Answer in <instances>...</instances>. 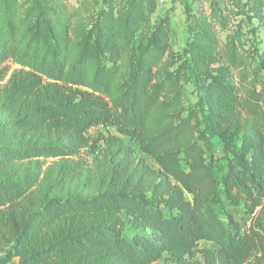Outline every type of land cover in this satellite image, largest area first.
Masks as SVG:
<instances>
[{"label":"trees","instance_id":"16d2710c","mask_svg":"<svg viewBox=\"0 0 264 264\" xmlns=\"http://www.w3.org/2000/svg\"><path fill=\"white\" fill-rule=\"evenodd\" d=\"M157 0H132L124 24L132 29L147 19ZM9 4L5 8L9 11ZM33 40L19 36L10 19L6 33H0V80L12 61L20 67L11 71L2 107L14 118L0 131V141L12 148L0 150V240L9 241L0 264L17 257V264H151L161 249L180 245L190 248L198 239L211 240L215 252L210 264H264V230L260 226L240 232L232 214L213 226L201 215L208 196L215 213L220 204L217 188L243 212L264 217V159L248 161L246 149L234 143L245 129L264 144V91L236 92L227 81L209 72L211 54L197 50L194 58L199 72L212 79V107L201 111L206 137L217 138L232 154L234 162L218 180L203 166L189 168L180 177L181 185L168 179L150 185L134 180L129 166L111 171L106 189L90 197L70 194L39 200L30 193L36 176L14 177L11 163L22 158L69 157L82 149L96 148L103 139L90 140L87 131L110 125L125 137L142 135L147 118L158 99L150 88L148 65L156 62L159 50L146 48L138 56L128 78V94L108 96L109 82L117 72L123 48L110 27L98 23L92 44L96 70L90 73L84 53L68 64L69 24L56 19L49 8L37 7ZM159 26L153 34L156 38ZM180 127L170 126L151 142L153 150L176 138ZM183 150L188 161L199 148ZM38 161V160H37ZM189 195V198L186 196ZM256 208H259L257 211ZM122 213L157 228L160 241L125 231Z\"/></svg>","mask_w":264,"mask_h":264},{"label":"rangeland","instance_id":"374dc122","mask_svg":"<svg viewBox=\"0 0 264 264\" xmlns=\"http://www.w3.org/2000/svg\"><path fill=\"white\" fill-rule=\"evenodd\" d=\"M132 0H0V33L5 34L7 22H13L19 36L32 41V30L37 22V7L54 11V18L69 24L68 64L76 62L84 53V62L90 73L96 70L92 44L98 23L110 27L123 48L117 72L112 76L108 96L128 94V78L142 51L154 46L159 50L155 63L148 65L151 74L150 88L156 90L158 99L147 118L142 135L125 137L110 125H98L87 131L90 140L114 136L110 141L97 142L96 148L82 149L67 157L22 158L11 163L14 177L24 173L36 176L30 188L32 196L43 200L49 196L64 197L70 194L90 197L106 189L111 171L126 164L134 180L138 177L150 185L168 179L181 185L180 177L189 168H211L219 180L234 162L232 154L212 136L206 137L201 111L212 107V79L199 72L194 53L205 51L214 58L209 72L215 79L227 81L236 92L248 89L264 91V0H157L148 11L147 19L135 28L127 29L124 20ZM9 4V11L5 8ZM160 32L153 39L157 27ZM6 75L0 80V131L10 125L14 116L2 107L4 88L12 70L19 68L12 61H5ZM170 126L181 128L179 135L169 143L153 150L151 142ZM234 143L246 149L248 161L264 159V144L247 128L237 134ZM199 145L198 151L186 161L183 150ZM16 146L18 143L16 142ZM0 141V150L12 148ZM38 160V161H37ZM220 204L215 213L208 201L201 207V215L211 226L226 221L232 214L240 232L257 228L264 230V217L243 212L242 205L234 206L217 188ZM189 198V195L186 194ZM259 208H256L257 211ZM127 221L125 231L161 240L159 230L143 224L138 219L122 213ZM9 241L0 240V256L8 248ZM211 240L198 239L190 248L180 245L161 249L151 264H210L215 252ZM18 258L7 264H17ZM245 264H257L255 260Z\"/></svg>","mask_w":264,"mask_h":264}]
</instances>
